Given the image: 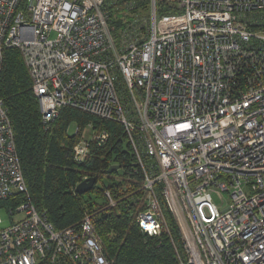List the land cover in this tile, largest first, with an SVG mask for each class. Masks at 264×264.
Instances as JSON below:
<instances>
[{"label":"built area","instance_id":"1","mask_svg":"<svg viewBox=\"0 0 264 264\" xmlns=\"http://www.w3.org/2000/svg\"><path fill=\"white\" fill-rule=\"evenodd\" d=\"M109 2L0 0V83L17 48L46 128L67 107L123 125L141 178L123 201L142 207V233L170 239L175 264H264V0H150L120 27ZM88 126L79 163L110 138ZM19 194L8 226L0 216V264H112L94 212L57 228L35 206L0 96V201Z\"/></svg>","mask_w":264,"mask_h":264},{"label":"trees","instance_id":"2","mask_svg":"<svg viewBox=\"0 0 264 264\" xmlns=\"http://www.w3.org/2000/svg\"><path fill=\"white\" fill-rule=\"evenodd\" d=\"M150 0H116L107 4L110 22L116 27L136 18L138 12L149 9ZM173 5L158 2L159 15L174 11ZM143 14V13H142ZM0 96L11 119L17 151L31 200L39 210L46 211L57 228L78 223L86 210L95 214L96 230L101 236L104 251L112 264H175L174 249L167 236H149L142 233L136 222L140 207L131 201L124 202V185H138L139 174L132 175L137 167L136 156L123 125L119 122L93 116L71 107L64 108L51 128H46L39 101L32 88V78L17 48L4 50ZM76 122L81 128L93 123L96 130H107L110 138L102 147L93 146L92 154L84 163L74 159L73 146L80 134H69L68 129ZM112 165L119 169L106 174ZM117 175V176H116ZM96 176L104 185L95 184V192L104 197L101 201L89 193H76L77 184L85 177ZM105 177V178H104ZM110 180H109V179ZM97 181V182H98ZM110 189L117 206L110 208L105 200V190ZM23 201L22 194L6 201L17 206ZM174 232L178 230L173 223Z\"/></svg>","mask_w":264,"mask_h":264},{"label":"rangeland","instance_id":"3","mask_svg":"<svg viewBox=\"0 0 264 264\" xmlns=\"http://www.w3.org/2000/svg\"><path fill=\"white\" fill-rule=\"evenodd\" d=\"M142 13L143 14H147L148 13V8L138 12V14H142ZM76 130H77V124L72 123V125L68 129V132H69V134H74L76 132ZM82 131H83V134H85L88 138L92 137L93 133L91 131V127L90 126L87 127V125H86L84 128H82ZM102 179H103V177H101V180L97 182V184H96L97 186L102 187L104 185V180H102ZM87 193H89L90 196H92L93 198L97 199L98 201H101L102 199H104V197L101 198V195L99 193L95 192L94 190H91V191H89ZM0 216L2 218L1 226L2 227L8 226L10 224V222H11V218H10V215H9L7 209L4 208V206L0 207ZM15 218H19V215L17 214L15 216ZM174 225L178 228V226L176 225V222H174Z\"/></svg>","mask_w":264,"mask_h":264},{"label":"water","instance_id":"4","mask_svg":"<svg viewBox=\"0 0 264 264\" xmlns=\"http://www.w3.org/2000/svg\"><path fill=\"white\" fill-rule=\"evenodd\" d=\"M120 165H112L109 169L105 170V173H111L112 171L119 169ZM98 179L96 176L85 178L83 181L79 182L75 188L76 193H86L91 191L95 184L97 183Z\"/></svg>","mask_w":264,"mask_h":264}]
</instances>
